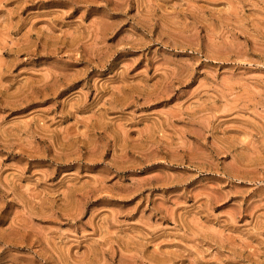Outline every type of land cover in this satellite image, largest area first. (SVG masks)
Returning a JSON list of instances; mask_svg holds the SVG:
<instances>
[{"label":"rangeland","instance_id":"1","mask_svg":"<svg viewBox=\"0 0 264 264\" xmlns=\"http://www.w3.org/2000/svg\"><path fill=\"white\" fill-rule=\"evenodd\" d=\"M0 264H264V0H0Z\"/></svg>","mask_w":264,"mask_h":264}]
</instances>
